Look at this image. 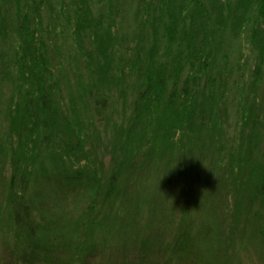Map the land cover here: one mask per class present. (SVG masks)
<instances>
[{"label":"trees","instance_id":"16d2710c","mask_svg":"<svg viewBox=\"0 0 264 264\" xmlns=\"http://www.w3.org/2000/svg\"><path fill=\"white\" fill-rule=\"evenodd\" d=\"M231 139L225 168L240 172L219 204L212 180ZM262 148L264 0H0L4 264L96 261L122 195L156 219L138 245L200 264L197 238L227 226L193 237L174 213L237 211L240 186L245 216L264 225ZM149 172L158 182L142 198ZM175 196L189 211L172 213Z\"/></svg>","mask_w":264,"mask_h":264},{"label":"rangeland","instance_id":"374dc122","mask_svg":"<svg viewBox=\"0 0 264 264\" xmlns=\"http://www.w3.org/2000/svg\"><path fill=\"white\" fill-rule=\"evenodd\" d=\"M235 122V121H233ZM233 129L231 130L232 139L236 136V127L235 123H233ZM231 139V140H232ZM236 143L234 140L226 143V147L228 148L225 157H221V161L217 165L216 171H221V175L212 180V185L214 189L215 201L219 203H223L222 197L226 194V185L228 183L229 177L234 173L238 175L237 167H232L229 169L225 168L229 166L231 163V155L235 153L238 149L236 147ZM262 153L264 154V148H262ZM264 163V158L263 161ZM253 165V161L251 162ZM235 165V162H234ZM174 171V169H171ZM187 167H181L180 173L177 175V183H181L180 186H187V180L189 175ZM240 172V171H239ZM163 173V172H162ZM3 179H0V222L3 218V212L5 209V200L6 196L3 193L2 189L4 187V183L7 182V178L9 177V170L6 169L4 171ZM243 174V173H242ZM249 174V171L246 172V175ZM129 177L128 174H126ZM157 176L148 173V175L139 182L138 185H143L144 188L140 191L142 198L145 197L146 191H154V185L158 182V173ZM139 175L131 176L130 182L134 183L137 180ZM2 176H0L1 178ZM244 175L242 176V178ZM120 186H125V180L120 181ZM239 187V191H237L238 195L235 196V200L232 199V202L237 203L238 207L241 209L240 218L234 219L232 212L235 210L234 206L230 211L223 210V213H220V217H213L211 214L206 216V214H194L193 211H189L186 207L183 199H179L176 196L172 199L170 206L173 210L177 208L188 210L186 214L184 212H180L178 209L174 214L176 217V225L173 226L175 228H180L182 224L187 225L189 229V233L193 237H197L196 232L197 224L205 223L206 227L211 231V233L216 232L218 230V226L222 228L226 225L224 235L217 234L215 238H207L203 236H199L197 239L199 240V246L197 248V255L200 260L203 262L200 264H264V232H261V228L264 227L260 222H256L254 218L246 217L248 209H245V193L242 191L243 188ZM147 188V189H145ZM228 190V189H227ZM220 191V196L217 197L216 193ZM178 193L177 190L175 192ZM121 203L125 205L121 206ZM121 203H118L121 209L114 211L117 215L115 218L106 220L105 230L102 235H100L103 245L99 250V255L96 261H89V264H180L178 260L171 259V254L164 255V252H160L161 248L158 247L155 249L154 247H149L150 249H144L142 245H138L139 242L143 240L146 241L150 238V232L153 231L150 228V221L156 222L155 217H151V213L148 209V206L144 208L136 207L134 201L129 204L126 199H124L123 195L121 196ZM219 203V204H220ZM175 206V208H174ZM76 208V205H73ZM86 205L84 204L81 209H84ZM239 208H237L236 212H239ZM219 211V208H218ZM79 213H77L78 215ZM100 219L98 223H101ZM183 225V227H185ZM164 223L157 224V230L159 232L162 229ZM220 227V229H221ZM219 229V230H220ZM247 229V230H246ZM246 230V231H245ZM245 233L243 234V232ZM129 232V235L126 233ZM233 232V233H232ZM142 238L135 242V238L137 235H142ZM1 236V235H0ZM162 236V235H161ZM175 233L171 232L169 228L166 230L165 234H163L162 238L164 240H171V238L175 237ZM100 242V240H99ZM3 248L0 244V264H4L2 261L3 258ZM160 252V253H159ZM101 253V254H100ZM148 255V262L146 261V256ZM173 255V254H172ZM140 256V257H137ZM15 257H13L14 259ZM70 258L76 259V256H70ZM145 258V259H144ZM15 260V259H14ZM17 262V258L15 260ZM190 260L188 264H191ZM17 264V263H16ZM88 264V263H87ZM195 264V260H194ZM198 264V262H197Z\"/></svg>","mask_w":264,"mask_h":264}]
</instances>
